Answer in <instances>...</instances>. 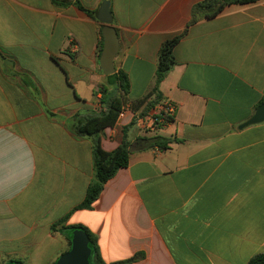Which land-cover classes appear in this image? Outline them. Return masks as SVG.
<instances>
[{"label": "crops", "instance_id": "1", "mask_svg": "<svg viewBox=\"0 0 264 264\" xmlns=\"http://www.w3.org/2000/svg\"><path fill=\"white\" fill-rule=\"evenodd\" d=\"M75 1L0 0V264H53L72 225L109 264H247L264 253V121L240 127L264 103V0L195 22L202 0H110L129 105L152 90L165 40L186 33L160 84L173 121L147 132L127 112L101 131L106 151L125 136L133 150L90 208L78 206L93 139L68 124L102 108L99 87L116 86L99 61L105 0H79L95 18ZM152 135L167 147L137 149Z\"/></svg>", "mask_w": 264, "mask_h": 264}, {"label": "trees", "instance_id": "2", "mask_svg": "<svg viewBox=\"0 0 264 264\" xmlns=\"http://www.w3.org/2000/svg\"><path fill=\"white\" fill-rule=\"evenodd\" d=\"M54 3H59V0H53ZM258 0H202L196 3L192 9V20L195 22L201 17H211L217 15L226 5L233 3H249L256 2ZM76 5L87 12L91 17H96V12L85 8L79 0L75 1ZM186 31L181 34H176L162 44L158 56V65L156 70L155 84L151 91H149L144 97L139 98L130 103L134 111L142 110L140 113H146L149 111L154 103L161 99L160 84L167 77L172 67L177 63L174 48ZM102 50V45L100 51ZM108 83L114 84L115 91H110L106 85L99 87V91L102 93L101 104L102 108L96 111H91L85 116H77L69 121V129L78 136H91L93 139V164H94V178L87 188L86 196L83 202L78 206L80 208H90L92 204L97 200L104 184L112 178L117 171L128 165L129 155L133 150L131 142L125 136L121 144L112 151H106L101 145V131L108 127L113 126L118 117V113L124 104H129L127 97L130 91V80L126 72L123 70H115L114 73L108 75ZM153 99L151 100V98ZM169 139L160 136L152 135L145 136L140 139V144L137 149H145L154 146L166 148ZM66 218L52 225V229L57 231L58 226L61 225ZM83 229L91 239V254L89 257L90 264H109L105 262L99 251L94 235L82 225H72L64 227L63 233L69 240V248L71 245V238L74 230ZM61 230V229H60ZM136 257L131 258L130 260ZM127 260V261H130ZM123 262H116L111 264H121ZM14 264H26L23 260H13ZM247 264H264V253L255 255L250 259Z\"/></svg>", "mask_w": 264, "mask_h": 264}, {"label": "water", "instance_id": "3", "mask_svg": "<svg viewBox=\"0 0 264 264\" xmlns=\"http://www.w3.org/2000/svg\"><path fill=\"white\" fill-rule=\"evenodd\" d=\"M110 0H105L98 11V19L103 23L102 35L103 46L100 53V66L104 74L110 75L115 72L114 59L119 50V36L116 27L113 25V16L110 10ZM264 121V103L255 111L253 116L240 125L245 127L249 124ZM91 239L81 228L74 230L71 238L70 248L64 251L53 264H90ZM9 264H14L10 262Z\"/></svg>", "mask_w": 264, "mask_h": 264}, {"label": "built area", "instance_id": "4", "mask_svg": "<svg viewBox=\"0 0 264 264\" xmlns=\"http://www.w3.org/2000/svg\"><path fill=\"white\" fill-rule=\"evenodd\" d=\"M175 111V104L168 99L159 100L152 109L143 114L133 111L129 104H124L118 113L117 120L121 121L127 112H131L134 122L141 130L155 132L173 121Z\"/></svg>", "mask_w": 264, "mask_h": 264}]
</instances>
